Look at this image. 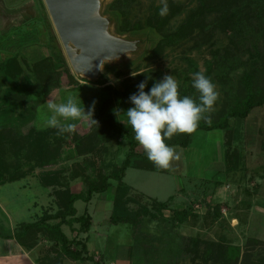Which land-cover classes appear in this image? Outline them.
Segmentation results:
<instances>
[{
	"label": "rangeland",
	"instance_id": "1",
	"mask_svg": "<svg viewBox=\"0 0 264 264\" xmlns=\"http://www.w3.org/2000/svg\"><path fill=\"white\" fill-rule=\"evenodd\" d=\"M124 2L104 0L102 14L114 3L121 32L139 39L140 47L121 60L105 62L100 77L88 80L72 70L43 0H0V130L7 135L2 146L6 174L0 182L1 233L49 217L48 223H58L56 216L71 194L85 195L91 184L100 183L101 174L117 170L130 151L128 133L134 139L123 113L134 107L129 97L138 92L139 83L147 81L149 92L166 74L173 75L180 96L198 102L190 74L203 71L220 94L210 125L223 124L228 113L244 109L250 95L263 93L264 13L227 22V15L240 11L241 4ZM110 31L114 33L113 26ZM54 49L63 54L67 66L53 69L54 82L38 84L28 69L55 56ZM8 59L23 70L14 80L2 71ZM70 94H79L86 111L96 101L93 119L98 125L75 121V133L60 136L57 157L48 164L35 162L19 138L29 127L53 129L45 123L50 115L46 102H66ZM175 147L180 160L164 172L129 167L122 182L111 179L107 191L93 193L89 201H75L76 217L87 218L88 225H62L61 231L81 259L62 254L45 230L26 238L22 250L27 263L264 264V105L244 118H230L224 129L197 130L186 147ZM143 150L139 144L135 147L137 153ZM155 201L167 202L170 211L188 210L191 216L183 223L171 222L169 209L162 215L153 212ZM212 207L217 210H209ZM145 209L157 218L142 217L136 234L131 224L111 222L113 214L133 215ZM221 247L227 253L219 251ZM208 248L213 253L207 257ZM0 264L23 263L12 257Z\"/></svg>",
	"mask_w": 264,
	"mask_h": 264
},
{
	"label": "trees",
	"instance_id": "2",
	"mask_svg": "<svg viewBox=\"0 0 264 264\" xmlns=\"http://www.w3.org/2000/svg\"><path fill=\"white\" fill-rule=\"evenodd\" d=\"M120 0H114L116 3ZM125 0L124 5L126 4ZM253 0H228V5L230 6H239L240 4L242 7L240 8V11H231L225 21L227 22H243L246 19H250L253 16H261L262 13H264V0H255L256 3L254 5ZM246 2H250V5H254V7H251ZM245 3L247 5H245ZM251 7V8H250ZM114 3H109L104 9V15L108 16L110 20L112 21V26L114 33L120 36H125L119 27V16L118 14H115L114 12ZM246 11V12H245ZM231 24V23H230ZM136 31V30H134ZM55 52L54 55H49L44 57L42 60L34 63L30 68L28 69L29 74H34L37 81L40 83L48 84L50 82H54L56 80L55 78V72L53 69L55 68H64L67 66V61L65 60L63 54L60 51L53 50ZM4 76H7L8 78H12V80L16 79L21 73L23 72L21 66L18 64V62H14L13 59H8L4 63V68L2 69ZM57 76V75H56ZM2 85V83L0 84ZM34 89V88H33ZM264 105V91L262 94H252L248 99L245 101L244 109L241 111H233L231 113H228L224 119L223 124H205L201 121L198 124L197 130H214V129H224L227 127V121L232 117H246L247 114L254 109L255 107H260ZM194 131V132H195ZM184 133L183 137L176 139H166V144L169 146H181L186 147L190 143V139L192 134L194 133ZM56 129H44V130H37L35 127H29V129L24 133V135H20L21 137L19 140L24 143V145L28 146L29 150L32 152V157L34 158L35 162L38 160L41 162L44 161V163H50L54 158L57 157L58 153V143L60 142V136L56 134ZM128 133V140L130 143V151L125 156L124 160L122 161L121 165L117 167V170L113 173L109 174H101L100 176V183L99 184H91L89 188L86 191V194L83 195L82 193L77 194H71L68 198L67 204L65 206V209L59 213L56 216V219H58V223L56 224H50L48 223V219H42L33 223H22L19 227H16L12 230V233L6 232L1 233L0 232V238H3L5 240H13L15 241L20 247L23 248L24 245H26V238H28L33 232H39V231H47L49 233V237L52 238L54 241V246L60 249V252L64 255H67L69 257H72L74 259H81V254L79 251H73L70 249L68 244V239L65 236V234L61 231L62 225H67L69 227H72L73 223H80L88 225L87 218L85 217H76V209L74 207V203L77 200H84L89 201L93 193H103L107 191V189L110 187V180L113 179L117 181L118 183L122 182V178L124 177L125 170L129 167L140 169V170H147V171H154V172H164L166 169H160L154 166L152 162H150L147 158V155L145 153V150H143L141 153H137L135 151V147L138 145V142L133 139L132 135ZM5 137H7L6 134H3V131L0 130V182L2 180H5L3 177L6 174V166L2 159V146L5 142ZM85 140V138H84ZM18 144L19 148H23V144ZM17 144V143H16ZM19 152V151H18ZM126 191V188H125ZM124 191V192H125ZM121 192L119 193V195ZM117 197V196H116ZM171 199V198H170ZM155 206L153 212H158V214L162 215V211L169 209L167 208V202H159L155 201ZM156 207V208H155ZM216 209V207L209 208ZM170 211V209H169ZM172 211V212H171ZM170 211L171 219L172 221H177L178 223L185 222L189 216H191V213L188 210H175L172 209ZM216 215H219V212L216 211ZM151 217V218H157L156 215H154L152 212L148 211L147 209L143 211H137L133 215H121V214H113L111 217V222L113 224L117 223H128L133 225L134 233L135 229L137 228V225L142 217ZM68 217V219H66ZM163 217V216H162ZM136 234V233H135ZM195 243H198L196 240ZM55 247V249H56ZM195 251L198 249V246L194 245ZM219 251L226 252L223 247L218 249ZM58 253V252H57ZM213 253L212 248H208L204 250V256L207 257ZM225 253V254H226ZM203 257V256H202ZM54 258L47 257L45 260L49 262H53ZM40 264H46L45 261L40 262Z\"/></svg>",
	"mask_w": 264,
	"mask_h": 264
},
{
	"label": "clouds",
	"instance_id": "3",
	"mask_svg": "<svg viewBox=\"0 0 264 264\" xmlns=\"http://www.w3.org/2000/svg\"><path fill=\"white\" fill-rule=\"evenodd\" d=\"M190 75L192 87L199 93L198 102L189 96L181 97L178 92L179 82L173 75L166 74L162 80L154 83L149 92H145L147 81L139 83L138 92L129 97L134 107L123 113L135 134V141L142 146L148 160L157 168L169 169L173 161L180 160V153L175 146L167 145L166 139H171L174 134L194 132L200 121L211 123L210 113L220 94L211 78L203 71ZM81 102L79 94H70L66 102H56L49 98L46 107L50 115L45 119L46 126L56 129V134L62 136L75 133V121L98 125V121L93 119L96 101L92 102L87 111Z\"/></svg>",
	"mask_w": 264,
	"mask_h": 264
},
{
	"label": "water",
	"instance_id": "4",
	"mask_svg": "<svg viewBox=\"0 0 264 264\" xmlns=\"http://www.w3.org/2000/svg\"><path fill=\"white\" fill-rule=\"evenodd\" d=\"M74 73L88 80L100 77L105 62L135 53L140 40L112 33L103 15L104 0H43Z\"/></svg>",
	"mask_w": 264,
	"mask_h": 264
},
{
	"label": "crops",
	"instance_id": "5",
	"mask_svg": "<svg viewBox=\"0 0 264 264\" xmlns=\"http://www.w3.org/2000/svg\"><path fill=\"white\" fill-rule=\"evenodd\" d=\"M170 197H168V199H170ZM0 246L2 247L0 252V261L5 262L7 259L12 257H18L21 263L28 264L25 255H23L22 247H20L15 241L0 238Z\"/></svg>",
	"mask_w": 264,
	"mask_h": 264
}]
</instances>
